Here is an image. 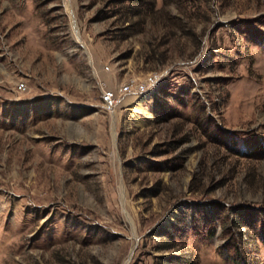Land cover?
Listing matches in <instances>:
<instances>
[{
    "label": "rangeland",
    "instance_id": "rangeland-1",
    "mask_svg": "<svg viewBox=\"0 0 264 264\" xmlns=\"http://www.w3.org/2000/svg\"><path fill=\"white\" fill-rule=\"evenodd\" d=\"M0 264H264V0H0Z\"/></svg>",
    "mask_w": 264,
    "mask_h": 264
},
{
    "label": "built area",
    "instance_id": "built-area-1",
    "mask_svg": "<svg viewBox=\"0 0 264 264\" xmlns=\"http://www.w3.org/2000/svg\"><path fill=\"white\" fill-rule=\"evenodd\" d=\"M158 83L157 75H150L142 83L137 84H126L120 88L122 94H134V93H144L150 88L154 87ZM103 101L107 108H113L120 101L118 94L114 90H104Z\"/></svg>",
    "mask_w": 264,
    "mask_h": 264
},
{
    "label": "trees",
    "instance_id": "trees-1",
    "mask_svg": "<svg viewBox=\"0 0 264 264\" xmlns=\"http://www.w3.org/2000/svg\"><path fill=\"white\" fill-rule=\"evenodd\" d=\"M120 1H124V0H120Z\"/></svg>",
    "mask_w": 264,
    "mask_h": 264
}]
</instances>
